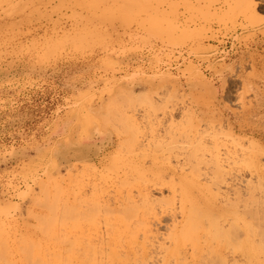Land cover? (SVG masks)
<instances>
[{
	"label": "rangeland",
	"instance_id": "rangeland-1",
	"mask_svg": "<svg viewBox=\"0 0 264 264\" xmlns=\"http://www.w3.org/2000/svg\"><path fill=\"white\" fill-rule=\"evenodd\" d=\"M66 113L110 132L96 162L45 157ZM35 250L264 264V0H0V253Z\"/></svg>",
	"mask_w": 264,
	"mask_h": 264
},
{
	"label": "crops",
	"instance_id": "crops-1",
	"mask_svg": "<svg viewBox=\"0 0 264 264\" xmlns=\"http://www.w3.org/2000/svg\"><path fill=\"white\" fill-rule=\"evenodd\" d=\"M214 64L216 66L222 65L217 62L210 65L213 66ZM238 73H241L240 68L235 69L227 77V80L237 77ZM145 75L150 76L151 74L145 73ZM143 82L145 81L142 80L140 84L145 85ZM201 90L211 94L210 97L214 101L219 89L214 82L202 87ZM79 119L77 114L66 113L52 122L49 140L44 147L45 157L59 165H67L73 162H96L109 150L112 140L110 132L104 131L101 124L93 118Z\"/></svg>",
	"mask_w": 264,
	"mask_h": 264
},
{
	"label": "bare ground",
	"instance_id": "bare-ground-1",
	"mask_svg": "<svg viewBox=\"0 0 264 264\" xmlns=\"http://www.w3.org/2000/svg\"><path fill=\"white\" fill-rule=\"evenodd\" d=\"M125 94H126V91L125 90H120L119 92H117L116 93V95L113 97V98H111L109 101H108V103H107V112H106V116H105V118L104 119H102V118H100L101 119V121H103L102 122V126H103V129L104 130H108V129H110L111 131H113L115 134H117V136L118 137H123V131H122V128L119 126V125H117V124H115V123H113V122H110V116H111V114H112V112H113V109H114V107H115V105H116V103H117V101L119 100V98H118V96H120V95H124V97H123V99H126V98H128L127 96H125ZM120 137V138H121ZM119 139V138H118ZM121 140H122V138H121ZM197 140V139H196ZM198 142V141H197ZM196 142V143H197ZM120 146V145H119ZM118 155V153H115L113 156H112V158L113 157H116ZM120 156V155H119ZM118 157V156H117ZM112 158H109V161L112 159ZM105 163V162H104ZM89 164H91V163H89ZM106 165H107V163H106ZM82 166V165H81ZM94 166V165H93ZM84 167V166H83ZM79 168H81V167H79ZM78 169V168H77ZM96 170H97V168H96ZM96 170L94 169V167H86L85 168V172H82V173H84V174H86V175H91V173L92 174H94V173H96ZM84 171V170H83ZM98 172V171H97ZM72 175H73V173H71ZM75 174V173H74ZM97 174V173H96ZM75 175H77V174H75ZM86 175L85 176H83V175H81V178H87L86 177ZM89 175V176H90ZM57 176V175H56ZM68 176V175H67ZM78 176V175H77ZM83 176V177H82ZM96 176V175H95ZM204 176V175H203ZM79 177V176H78ZM93 177L94 176H92V177H90V178H92L93 179ZM207 177H209V176H206L205 178H207ZM55 178V177H54ZM48 179V180H46V181H44V182H42L41 184H40V186L41 187H47V185L48 184H55V182L58 180L57 179V177L55 178V179ZM67 178H69V177H67ZM70 178H71V175H70ZM80 178V177H79ZM204 178V177H203ZM213 178H214V176H210L209 178H207V180H210V181H213ZM72 179H73V177H72ZM217 181V180H216ZM94 182V181H93ZM60 184V183H59ZM68 185L70 186V184L68 183ZM69 189V188H68ZM147 197H148V195H146ZM68 199H69V197H68ZM36 251L37 250H35L34 251V253H33V251L32 252H29V254H28V252H20V254L21 253H24L25 255H24V257L22 256L21 258H24V260L23 259H21V258H18V257H15V259L16 260H18V259H20V260H22V262H21V264H50V262H52L53 264H60L61 263V261L64 259L63 257L65 256V254H64V256L62 257V254H61V252H56V253H54L53 255H51L52 253L51 252H53V250L52 251H50V252H48V255H51V257H50V259L52 258V256H53V258H52V260L51 261H49V259L47 258V259H45L44 257H43V255H42V257L44 258H42V262L41 263H37L38 262V257H35L36 255H35V253H36ZM49 251V250H48ZM47 251H45V252H43V254L44 253H46ZM31 253H33V254H31ZM38 253V252H37ZM61 255H60V254ZM3 255L4 254H7V253H2ZM1 253H0V255H2ZM13 254V253H12ZM16 254V253H15ZM47 254V253H46ZM2 255V256H3ZM18 255V254H17ZM63 258H61L60 259V256ZM10 256V255H9ZM19 256V255H18ZM21 256V255H20ZM31 257V259H30V257ZM133 256H135L134 254H133ZM146 256V254L143 252V253H141L139 256H136L137 257V260L135 261L136 263H139V264H143V262H144V259L146 258L145 257ZM32 257H35L33 260H32ZM104 257V255L103 254H101L100 255V259H104L103 258ZM18 258V259H17ZM37 258V262H36V259ZM40 258H41V256H40ZM65 258H66V256H65ZM97 258V257H96ZM15 259H12V257L11 258H5L4 256L2 257V258H0V264H17V261L15 260ZM61 260V261H58V260ZM85 259H87V261H88V264H92L93 263V261L94 260H92V259H89V258H85ZM40 260V259H39ZM46 260H48V261H46ZM105 260H106V264H134L135 262H130L129 261V253L128 252H123V253H115V252H109V253H107L106 255H105ZM220 260H222L223 261V258L222 257H220ZM65 261V260H64ZM18 262H19V260H18ZM95 262H97L96 264H103V262L101 261V260H96ZM51 263V264H52ZM66 264H67V262H65ZM64 263V264H65ZM135 263V264H136ZM20 264V263H19ZM62 264H63V262H62Z\"/></svg>",
	"mask_w": 264,
	"mask_h": 264
}]
</instances>
